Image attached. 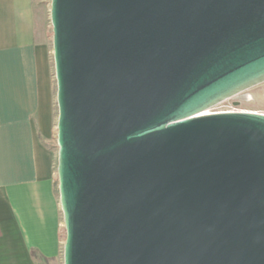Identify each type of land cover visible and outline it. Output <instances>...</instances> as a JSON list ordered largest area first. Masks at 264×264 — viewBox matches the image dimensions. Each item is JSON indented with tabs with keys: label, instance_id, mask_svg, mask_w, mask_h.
<instances>
[{
	"label": "water",
	"instance_id": "water-1",
	"mask_svg": "<svg viewBox=\"0 0 264 264\" xmlns=\"http://www.w3.org/2000/svg\"><path fill=\"white\" fill-rule=\"evenodd\" d=\"M64 264H264V0H52Z\"/></svg>",
	"mask_w": 264,
	"mask_h": 264
},
{
	"label": "crops",
	"instance_id": "crops-1",
	"mask_svg": "<svg viewBox=\"0 0 264 264\" xmlns=\"http://www.w3.org/2000/svg\"><path fill=\"white\" fill-rule=\"evenodd\" d=\"M49 22L44 0H0V264L63 254Z\"/></svg>",
	"mask_w": 264,
	"mask_h": 264
},
{
	"label": "rangeland",
	"instance_id": "rangeland-1",
	"mask_svg": "<svg viewBox=\"0 0 264 264\" xmlns=\"http://www.w3.org/2000/svg\"><path fill=\"white\" fill-rule=\"evenodd\" d=\"M46 3V8L48 10V16L50 20V31H49V45L51 48L52 52V59H53V29L51 25V17H50V10H51V2L52 0H44ZM54 63V59H53ZM55 109H56V117L57 121L56 124L58 123V106H57V83L55 79ZM207 112L210 113H220V112H252V113H259V114H264V84L260 85L258 87H255L233 99L227 100L220 105L208 110ZM51 145L54 148V151L57 155V160H56V185H57V192L58 196L60 199L59 195V182H58V177H57V168H58V143H57V125H56V131L54 134V138L51 142ZM63 238H64V243H65V238H66V233L65 229L63 230ZM40 264H64V258L63 254L62 257L58 260L54 261H42Z\"/></svg>",
	"mask_w": 264,
	"mask_h": 264
},
{
	"label": "built area",
	"instance_id": "built-area-1",
	"mask_svg": "<svg viewBox=\"0 0 264 264\" xmlns=\"http://www.w3.org/2000/svg\"><path fill=\"white\" fill-rule=\"evenodd\" d=\"M219 113V112H218ZM220 113H225V112H220ZM212 114H217V113H212Z\"/></svg>",
	"mask_w": 264,
	"mask_h": 264
},
{
	"label": "bare ground",
	"instance_id": "bare-ground-1",
	"mask_svg": "<svg viewBox=\"0 0 264 264\" xmlns=\"http://www.w3.org/2000/svg\"><path fill=\"white\" fill-rule=\"evenodd\" d=\"M207 114H212V113H210V112H207Z\"/></svg>",
	"mask_w": 264,
	"mask_h": 264
},
{
	"label": "trees",
	"instance_id": "trees-1",
	"mask_svg": "<svg viewBox=\"0 0 264 264\" xmlns=\"http://www.w3.org/2000/svg\"><path fill=\"white\" fill-rule=\"evenodd\" d=\"M35 256H36V254H35ZM48 262V261H47Z\"/></svg>",
	"mask_w": 264,
	"mask_h": 264
}]
</instances>
